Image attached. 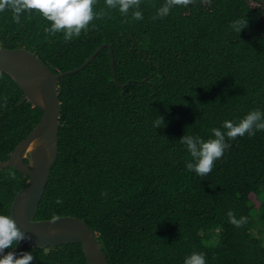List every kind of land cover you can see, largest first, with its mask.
<instances>
[{"label": "trees", "instance_id": "1", "mask_svg": "<svg viewBox=\"0 0 264 264\" xmlns=\"http://www.w3.org/2000/svg\"><path fill=\"white\" fill-rule=\"evenodd\" d=\"M164 2L141 0L144 18L135 20L131 10L124 16L97 0L103 17L68 42L48 34L39 14L15 23L0 12V46L26 48L55 73L82 66L106 44L59 81V156L35 219L84 220L110 264H184L194 251L206 264H264V130L226 138L230 147L206 176L186 168L192 158L179 142L185 134L214 138L211 129L225 120L264 111V0H194L153 19ZM239 18L247 26L238 35L231 24ZM42 116L0 73V161ZM158 116L164 124L155 128ZM28 179L0 169V214L11 215ZM230 210L247 224H231ZM22 243L5 254L31 252V264H88L80 243Z\"/></svg>", "mask_w": 264, "mask_h": 264}, {"label": "water", "instance_id": "2", "mask_svg": "<svg viewBox=\"0 0 264 264\" xmlns=\"http://www.w3.org/2000/svg\"><path fill=\"white\" fill-rule=\"evenodd\" d=\"M105 46H100L82 66L62 73H55L38 55L26 48L9 49L0 46V73L9 74L33 106L43 110V116L33 131L17 145L9 159L0 161V169L14 167L29 176L13 200L11 216L17 227L28 237L23 243L38 248L80 243L88 264L110 262L96 232L84 220L67 215L59 216L52 223L51 219L37 220L35 216L59 156V81L85 68ZM110 53L114 66L115 57L111 45ZM113 71L117 80L115 67Z\"/></svg>", "mask_w": 264, "mask_h": 264}, {"label": "clouds", "instance_id": "3", "mask_svg": "<svg viewBox=\"0 0 264 264\" xmlns=\"http://www.w3.org/2000/svg\"><path fill=\"white\" fill-rule=\"evenodd\" d=\"M194 0H165L153 19L163 18L170 14L177 6H187ZM97 0H0V12L10 11L15 23H20L21 16L25 13L39 14L49 22L50 26L45 31L50 35L63 34L65 42L74 37H79L82 32L89 30L90 24L104 15L103 10L95 11ZM141 0H105L109 9L118 10L122 15L128 16L130 10L135 20H143V14L139 10ZM127 22V21H125ZM247 26L246 18H239L232 22L231 28L239 35L242 29ZM164 124L163 118L158 116L154 127L158 128ZM258 130H264V111L253 109L239 121L225 120L221 128H213L211 132L214 138L202 139L199 136L183 135L179 142L186 146L191 156V161L186 162V168L194 171L197 176L208 175L215 162L221 158L225 150L230 147L226 142L235 140L245 134L255 135ZM12 179H15L14 174ZM56 203H61L58 199ZM229 221L235 227H243L248 222L246 216L236 218L233 211H228ZM58 217L53 215L51 222L55 223ZM28 238L25 232L21 231L11 215L0 214V264H31L34 257L31 252H21L18 255L14 252H7L19 242ZM184 264H206L203 252H192L185 258Z\"/></svg>", "mask_w": 264, "mask_h": 264}]
</instances>
